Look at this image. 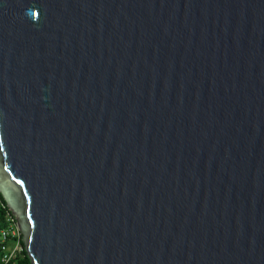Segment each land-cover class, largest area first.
Wrapping results in <instances>:
<instances>
[{"label":"water","instance_id":"obj_1","mask_svg":"<svg viewBox=\"0 0 264 264\" xmlns=\"http://www.w3.org/2000/svg\"><path fill=\"white\" fill-rule=\"evenodd\" d=\"M0 195L31 264H264V0H0Z\"/></svg>","mask_w":264,"mask_h":264},{"label":"built area","instance_id":"obj_2","mask_svg":"<svg viewBox=\"0 0 264 264\" xmlns=\"http://www.w3.org/2000/svg\"><path fill=\"white\" fill-rule=\"evenodd\" d=\"M6 224V227L0 228V264H9L24 248L20 244L22 238L12 215H7Z\"/></svg>","mask_w":264,"mask_h":264},{"label":"trees","instance_id":"obj_3","mask_svg":"<svg viewBox=\"0 0 264 264\" xmlns=\"http://www.w3.org/2000/svg\"><path fill=\"white\" fill-rule=\"evenodd\" d=\"M8 214L12 215L0 195V228L6 227V217ZM20 244L24 247L23 251L21 253H17L9 264H31L22 239H20Z\"/></svg>","mask_w":264,"mask_h":264}]
</instances>
